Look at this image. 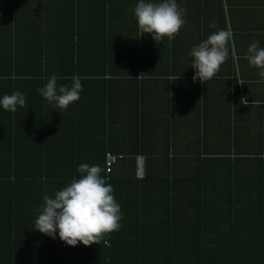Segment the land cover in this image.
<instances>
[{
	"label": "trees",
	"instance_id": "obj_1",
	"mask_svg": "<svg viewBox=\"0 0 264 264\" xmlns=\"http://www.w3.org/2000/svg\"><path fill=\"white\" fill-rule=\"evenodd\" d=\"M135 3L0 0V94L26 98L0 109V264H264V150L235 136L228 101L238 92L224 95L221 69L193 82L187 55L226 29L224 10L183 11L180 30L156 42L138 30ZM52 73L60 84L82 78L66 109L37 92ZM107 152L125 155L109 174ZM80 163L104 170L120 204L107 246L32 229L42 196L78 177Z\"/></svg>",
	"mask_w": 264,
	"mask_h": 264
},
{
	"label": "clouds",
	"instance_id": "obj_2",
	"mask_svg": "<svg viewBox=\"0 0 264 264\" xmlns=\"http://www.w3.org/2000/svg\"><path fill=\"white\" fill-rule=\"evenodd\" d=\"M131 11L138 30L143 35H150L156 42L164 37L171 39L184 24V10L177 0H136ZM231 40V29H220L190 48L187 55L194 70L193 82H206L218 72L229 56ZM245 55L248 64L259 69L258 76L264 79V47L253 41ZM179 77L172 75L167 79L172 82ZM60 79L55 73L50 74L37 92L54 108L63 110L79 100L82 78L73 74L70 83L64 84L58 83ZM235 79H238V73ZM25 103V95L19 90L0 94V109L14 113L17 107H24ZM240 103L246 104L247 100L241 98ZM261 158H264V154ZM103 171L97 164L80 163L76 168L78 177L73 176L51 195L42 196L32 229L52 239L58 237L68 246L99 244L101 240L107 246L108 240L103 238L105 234L120 228L122 214L112 185L107 183L106 175H101Z\"/></svg>",
	"mask_w": 264,
	"mask_h": 264
},
{
	"label": "crops",
	"instance_id": "obj_3",
	"mask_svg": "<svg viewBox=\"0 0 264 264\" xmlns=\"http://www.w3.org/2000/svg\"><path fill=\"white\" fill-rule=\"evenodd\" d=\"M177 3L184 11L190 8L201 10V16L204 15V11L221 8L224 10L226 28H230L232 31V50L227 57L228 60L226 59L220 66L222 73L220 81L223 82L221 87L225 96L229 93V87L232 91L238 92V95L234 96H232L234 93H231L232 97L228 101L233 106L231 108V123L238 125L232 130L238 131L235 136L249 137V141L254 142V145H250L253 150H264V103H262L264 102V79L258 76L259 69L248 64L245 55L248 45L253 41L258 42L260 47H264V0H222V5L207 0H177ZM233 56H235V60ZM237 73L238 79H235L234 76ZM227 81H230L231 84L229 85ZM241 98H245L247 103L241 104ZM180 109H183V106ZM206 109L211 113L215 111L212 98L208 99ZM223 125L226 131V117L223 120ZM139 155L145 158L146 171L147 158L143 153L134 156L135 167L136 158ZM123 157H125L124 154L121 158Z\"/></svg>",
	"mask_w": 264,
	"mask_h": 264
},
{
	"label": "built area",
	"instance_id": "obj_4",
	"mask_svg": "<svg viewBox=\"0 0 264 264\" xmlns=\"http://www.w3.org/2000/svg\"><path fill=\"white\" fill-rule=\"evenodd\" d=\"M122 155H119L121 157ZM117 159V155L107 153L106 155V170L111 171L113 164ZM145 174V158L143 156H137L136 158V175L137 177H143Z\"/></svg>",
	"mask_w": 264,
	"mask_h": 264
},
{
	"label": "bare ground",
	"instance_id": "obj_5",
	"mask_svg": "<svg viewBox=\"0 0 264 264\" xmlns=\"http://www.w3.org/2000/svg\"><path fill=\"white\" fill-rule=\"evenodd\" d=\"M108 153H111V152H108ZM111 154H114V153H111ZM106 155H107V153H106ZM114 155H117V159H116V161H115V163L117 162V160L119 159V158H121L122 156H123V154H114ZM119 155H122L121 157H119ZM114 163V164H115ZM114 164H113V166H112V169H111V171H107L106 170V173L107 174H109V173H111L112 172V170H113V167H114ZM105 169H106V160H105Z\"/></svg>",
	"mask_w": 264,
	"mask_h": 264
}]
</instances>
